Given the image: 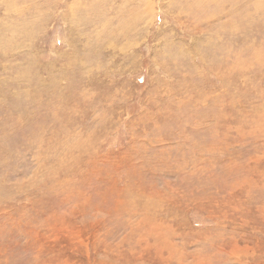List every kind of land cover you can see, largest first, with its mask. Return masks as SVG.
<instances>
[{
    "label": "rangeland",
    "instance_id": "obj_1",
    "mask_svg": "<svg viewBox=\"0 0 264 264\" xmlns=\"http://www.w3.org/2000/svg\"><path fill=\"white\" fill-rule=\"evenodd\" d=\"M0 264H264V0H0Z\"/></svg>",
    "mask_w": 264,
    "mask_h": 264
}]
</instances>
